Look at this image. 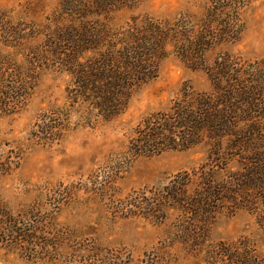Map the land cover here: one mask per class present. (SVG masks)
<instances>
[{
	"label": "rangeland",
	"instance_id": "1",
	"mask_svg": "<svg viewBox=\"0 0 264 264\" xmlns=\"http://www.w3.org/2000/svg\"><path fill=\"white\" fill-rule=\"evenodd\" d=\"M208 2L143 0L117 13L112 24L124 26L132 17L175 20L202 14ZM60 10L58 0H0V57L11 60L9 67L27 68L48 29L64 22ZM240 18L239 40L208 52V63L225 52L264 59V0H251ZM6 26L25 29L28 40L13 42L3 32ZM33 83L29 100L0 117V196L15 215L36 211L32 220L43 221L41 229L47 231L42 237L59 248L37 247L23 255L0 245V264H103V257L108 264H222L219 244L241 240L254 244L264 262L263 206L260 213L219 207L210 223L172 208L162 218L149 206L158 203L154 194L177 177L189 174L193 180L204 165L209 167L208 143L150 157L129 149L143 120L170 110L184 88L211 91L204 71L172 53L161 63L159 77L137 89L126 112L108 122L87 118L80 105L74 108L68 92L73 80L61 68L46 67ZM55 114L66 125L63 136L39 140V127ZM188 191L193 194V183ZM92 250L103 257L97 259Z\"/></svg>",
	"mask_w": 264,
	"mask_h": 264
},
{
	"label": "trees",
	"instance_id": "2",
	"mask_svg": "<svg viewBox=\"0 0 264 264\" xmlns=\"http://www.w3.org/2000/svg\"><path fill=\"white\" fill-rule=\"evenodd\" d=\"M58 1L57 15L64 22L48 29L26 69L9 67L11 60L0 57V117L15 113L29 100L33 80L55 65L72 77L68 92L74 108L80 105L91 120L112 121L126 112L137 89L159 77L161 63L174 53L194 70L204 71L212 89L184 88L170 110L143 120L129 149L135 156L150 157L208 143L211 163L198 170L193 180L189 174L174 179L162 193L154 194L158 203L149 206L162 218L172 208L206 223L212 222L219 207L228 205L234 211L260 213L264 207V59L250 61L225 52L212 63L207 61L208 52L239 40L240 17L251 0H209L202 14H185L175 20L132 17L119 27L112 24L115 15L143 0ZM3 32L13 42L28 40L20 27L6 26ZM59 116L55 114L39 127V140L63 136L66 125ZM192 183L193 194L188 191ZM35 212L30 209L15 215L0 196V245L23 255L34 254L37 247L43 251L59 248L42 237L47 231L41 229L43 221L32 220ZM219 246L222 264H264L248 240ZM92 253L97 259L103 257L97 250ZM100 261L109 263L105 257Z\"/></svg>",
	"mask_w": 264,
	"mask_h": 264
}]
</instances>
